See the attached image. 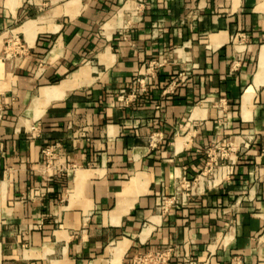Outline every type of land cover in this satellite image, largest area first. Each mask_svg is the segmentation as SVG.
Returning <instances> with one entry per match:
<instances>
[{
  "label": "crops",
  "instance_id": "crops-1",
  "mask_svg": "<svg viewBox=\"0 0 264 264\" xmlns=\"http://www.w3.org/2000/svg\"><path fill=\"white\" fill-rule=\"evenodd\" d=\"M6 34L0 264H264V0H0Z\"/></svg>",
  "mask_w": 264,
  "mask_h": 264
},
{
  "label": "built area",
  "instance_id": "built-area-1",
  "mask_svg": "<svg viewBox=\"0 0 264 264\" xmlns=\"http://www.w3.org/2000/svg\"><path fill=\"white\" fill-rule=\"evenodd\" d=\"M16 39H17L16 40L17 42L20 41L18 37H16ZM20 48L22 50L24 49L22 44L20 45ZM165 63H166V59H162V58L159 61H153L150 63L149 68H148V72L150 74L148 83L146 84L144 80L139 81L141 91H144L148 85L152 84V82L155 78V75H154L155 71L158 68H160L161 66H163ZM140 92H139V90H133V92L130 95H128L127 97L124 98L123 96H121L120 100L125 101V102H127L128 100H134L138 97V94ZM33 130L36 131L37 129L35 127H33ZM155 141H156V139L154 137H152V145ZM44 153L47 156H50L51 155V149L45 150ZM209 157H211V155H209ZM203 176H206L205 173L198 176L194 181L198 182V181L203 180ZM52 182H53V180H52ZM181 190H183V192L181 194V197L183 199H187L188 197H190L193 194V189H192L189 181H187L185 178L182 181H180V184L178 186V194H179V192H181ZM45 195L46 194L43 193V196H45ZM172 253H173V249L171 247H168L165 250H160V251H156V252H147L143 255L137 256L134 259L132 264H168V262L171 259ZM186 264H194V263L190 259H187Z\"/></svg>",
  "mask_w": 264,
  "mask_h": 264
},
{
  "label": "rangeland",
  "instance_id": "rangeland-1",
  "mask_svg": "<svg viewBox=\"0 0 264 264\" xmlns=\"http://www.w3.org/2000/svg\"><path fill=\"white\" fill-rule=\"evenodd\" d=\"M124 5H122V7ZM16 40H17L16 36L13 34H8V35L6 34L1 39L2 47L0 51V61L4 64V67L5 65L6 66L9 65L11 63V60H15L17 57H20L22 53V49L20 48L21 42L20 41L17 42ZM231 153L232 152L229 149L225 151L223 150L214 151V153H212L211 155V158H210L211 165L208 166V169H211L212 167L211 171L213 172L215 169H217L221 165H224V162L230 159L229 154ZM211 171L206 172V173H210Z\"/></svg>",
  "mask_w": 264,
  "mask_h": 264
},
{
  "label": "bare ground",
  "instance_id": "bare-ground-1",
  "mask_svg": "<svg viewBox=\"0 0 264 264\" xmlns=\"http://www.w3.org/2000/svg\"><path fill=\"white\" fill-rule=\"evenodd\" d=\"M45 91H46V92L49 91V93H50V92H53V94H54V93H56V92H59L60 90H58V88H55V89H52V90H43L42 93L48 95L49 93H46ZM40 105H41V100H40V99H34L33 102H32V106H31V107H32V109H35V110H36V109H38V108L40 107ZM221 150H222V149H221ZM223 151H224V150H223ZM222 153H223V152H222ZM221 155H222V154H221ZM224 157H225V156H224ZM120 260H121V259H120ZM114 263H115V262H114Z\"/></svg>",
  "mask_w": 264,
  "mask_h": 264
}]
</instances>
